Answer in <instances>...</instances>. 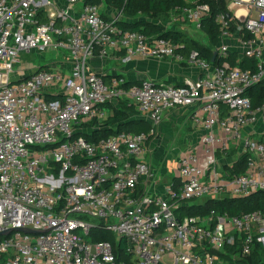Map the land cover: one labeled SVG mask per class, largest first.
Wrapping results in <instances>:
<instances>
[{"label":"built area","instance_id":"built-area-1","mask_svg":"<svg viewBox=\"0 0 264 264\" xmlns=\"http://www.w3.org/2000/svg\"><path fill=\"white\" fill-rule=\"evenodd\" d=\"M186 1L165 27L204 31L209 3ZM226 2L231 16L215 17L214 63L195 49L185 55L169 38L123 30L124 9L105 0H0V264H249L255 250L264 258L263 210H183L264 190V104L254 107L247 93L264 81V0ZM46 52L54 55L46 66L17 67L23 55ZM117 53L124 62L170 58L200 74L180 85L127 86L124 75L106 81L90 70L91 59ZM121 100L151 122L148 133L80 134ZM175 108H189L203 135L180 156L175 179L158 188L144 155ZM233 148L237 159L247 155L243 173L221 161ZM99 230L124 238L129 260L95 240Z\"/></svg>","mask_w":264,"mask_h":264},{"label":"trees","instance_id":"trees-1","mask_svg":"<svg viewBox=\"0 0 264 264\" xmlns=\"http://www.w3.org/2000/svg\"><path fill=\"white\" fill-rule=\"evenodd\" d=\"M105 2L107 5L124 9L126 17L122 18L118 23L123 30L144 32L147 35L157 34L164 38H169L177 44H184V47L178 50L182 51L185 55H188L191 50L195 49L199 51L200 56L209 61L213 60L215 49L221 41V32L219 25L215 21V17L221 12L231 16L226 0H198V2L209 3L211 8L210 14L203 19L202 27L208 38V42L204 43L200 39L190 36L179 27L166 28L164 25L169 18L170 10L177 5L186 4V0H105ZM232 30H234V26H232ZM213 61H215L214 63H219L218 60ZM234 61L235 54H232V62ZM249 62L250 59L244 58L240 64L245 67ZM114 76L104 75V79L109 81ZM117 76H123V74H117ZM140 83L141 81L135 82L128 80L126 85L130 86ZM247 93L251 97L254 107L264 104V81L252 86ZM109 107H112L113 114L107 120L98 123V125L96 122L84 124L90 127L97 125V128L93 129L92 132H81L80 134H83L90 140H96L121 132L148 133L150 131L152 127L151 122L141 117V112L137 106L129 100H121L117 106L109 105ZM224 166L228 167L225 164ZM230 166L231 174L243 173L247 167V155H242ZM213 209L219 210L220 212L228 211L231 214L251 212L254 210L264 211V190L243 197H226L221 200L209 198L204 201H197L196 203L191 202L183 210L187 215H207ZM95 240L110 241L114 246L117 260H129L127 243L124 238L117 239V236L113 233L99 230ZM229 251L233 253L236 249L231 248ZM225 256L230 255L226 254ZM249 264H264L263 253L255 250L249 259Z\"/></svg>","mask_w":264,"mask_h":264},{"label":"crops","instance_id":"crops-1","mask_svg":"<svg viewBox=\"0 0 264 264\" xmlns=\"http://www.w3.org/2000/svg\"><path fill=\"white\" fill-rule=\"evenodd\" d=\"M187 33L192 36L189 32ZM90 65V70L94 72L103 75L123 74L128 80L135 82L150 79L157 83L180 84L185 78H196L200 74L197 67H191L170 58L159 59L136 56L130 62H124L121 53H117L110 58L96 56L90 60ZM158 134L178 142L176 146L184 148L186 151L193 148L200 141L203 129L194 122L189 108H175L165 113L164 121L158 128ZM149 142L146 148L149 147ZM237 151L233 148L227 152L221 158L223 165L234 163L238 158ZM144 159L152 165L156 173L158 188H162V186L175 179V174L169 176L164 172L161 173L159 168L155 166L157 161L153 160L146 152Z\"/></svg>","mask_w":264,"mask_h":264},{"label":"rangeland","instance_id":"rangeland-1","mask_svg":"<svg viewBox=\"0 0 264 264\" xmlns=\"http://www.w3.org/2000/svg\"><path fill=\"white\" fill-rule=\"evenodd\" d=\"M193 37L200 39L202 42H208L207 35L204 31L197 29L195 26L187 27ZM57 58H60L59 56ZM54 59L52 53H34L23 55L21 62L18 63V68H30L46 66ZM178 142L165 138L161 134L154 136L149 142V147L146 148V154L153 160H156V167L165 174L174 175L177 168V162L180 159V155L184 148H180L177 145ZM158 171V169H157ZM163 187V186H162Z\"/></svg>","mask_w":264,"mask_h":264},{"label":"water","instance_id":"water-1","mask_svg":"<svg viewBox=\"0 0 264 264\" xmlns=\"http://www.w3.org/2000/svg\"><path fill=\"white\" fill-rule=\"evenodd\" d=\"M216 52L214 53V56H213V60H215V57H216ZM24 231H26V232H33V230H31V229H29V228H25V229H23ZM9 231H5V232H3V234L5 233H8Z\"/></svg>","mask_w":264,"mask_h":264}]
</instances>
